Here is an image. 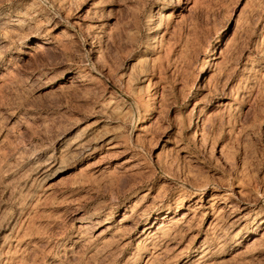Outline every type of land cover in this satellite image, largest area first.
I'll return each instance as SVG.
<instances>
[{"label":"rangeland","instance_id":"rangeland-1","mask_svg":"<svg viewBox=\"0 0 264 264\" xmlns=\"http://www.w3.org/2000/svg\"><path fill=\"white\" fill-rule=\"evenodd\" d=\"M0 264H264V0H0Z\"/></svg>","mask_w":264,"mask_h":264},{"label":"bare ground","instance_id":"bare-ground-1","mask_svg":"<svg viewBox=\"0 0 264 264\" xmlns=\"http://www.w3.org/2000/svg\"><path fill=\"white\" fill-rule=\"evenodd\" d=\"M164 9H165V8H164ZM157 13H159V11H158ZM154 23H155V22H154ZM7 24H8V23H7ZM40 45H41V44H40ZM40 45H39V46H40ZM41 46H42V45H41ZM41 46H40V47H41ZM41 48H42V47H41ZM38 50H39V48H38ZM41 50H42V49H41ZM204 78H205V77H204ZM201 79H202V78H201ZM207 79H208V78H207ZM205 80H206V78H205ZM200 81H201V80H200ZM201 85H202V84H201ZM196 86H197V85H196ZM196 86H195V87H196ZM193 88H194V87H193ZM197 89H198V88H197ZM193 93H194V92H193ZM195 93H196V92H195ZM202 116H203V115H202ZM200 117H201V116H200ZM199 120H200V118H199ZM201 120H202V119H201ZM201 120H200V121H201ZM142 232H143V231H142Z\"/></svg>","mask_w":264,"mask_h":264}]
</instances>
